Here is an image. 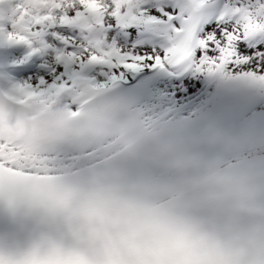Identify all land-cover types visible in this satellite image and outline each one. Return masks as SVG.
I'll list each match as a JSON object with an SVG mask.
<instances>
[{
	"label": "snow or ice",
	"instance_id": "1",
	"mask_svg": "<svg viewBox=\"0 0 264 264\" xmlns=\"http://www.w3.org/2000/svg\"><path fill=\"white\" fill-rule=\"evenodd\" d=\"M27 2L38 7L23 9L26 23L16 34L29 44L12 43L15 26L4 23L9 42L0 43V72L9 75L8 83L68 101L87 82L92 86L87 94H99L101 113L134 105L121 132L128 144L110 140L96 154L78 157V163L113 166L123 147L137 142L145 129L210 138L227 123L238 141L247 115L233 105L231 94L264 88V0ZM78 17L94 18L90 31L77 29L79 41L58 30ZM25 28L40 33V39L25 36ZM82 99L69 103V110ZM213 150L219 152L221 145L215 143ZM38 155L23 170L56 173L66 166L59 155ZM13 225L14 220L5 227Z\"/></svg>",
	"mask_w": 264,
	"mask_h": 264
},
{
	"label": "bare ground",
	"instance_id": "2",
	"mask_svg": "<svg viewBox=\"0 0 264 264\" xmlns=\"http://www.w3.org/2000/svg\"><path fill=\"white\" fill-rule=\"evenodd\" d=\"M89 3H94V0H89ZM19 6V7H18ZM35 7L27 2V0H0V43H8L9 37H8V30L5 29L4 23L5 18L7 16L11 17V20L8 22H11L15 27L12 29V37L11 42L16 43L18 41H23L25 44H29L30 41L26 38H22L16 34V27H22L26 20L23 18L22 13L24 8H31L35 10ZM94 18L92 17H78L75 18L73 22L68 24L65 27H62L58 29L59 31H62L66 36L71 38L72 36H76L77 41H79L80 37L77 35V29L80 30H91L93 26ZM7 22V21H6ZM25 36H31L33 39L39 40L40 39V33L37 32H28L27 29H24ZM41 46H43V41H40ZM37 49H32V51H36ZM66 60L71 63L72 58L66 57ZM0 82H2V85H5V91L6 93L11 97L13 101H25L28 100L29 104H32L36 107V113L44 114V113H52L53 115L56 114H65L70 116L71 114L75 113V111H70L68 108L69 103L76 102V98L83 96L81 89L79 92L75 94L74 97H72L71 100L65 101V99L59 95H46L44 90L34 91L31 89V87L27 85H21L16 82L8 83L9 81V75L5 74L3 72H0ZM83 78V77H81ZM86 79V78H83ZM12 85L11 89L7 88V85ZM259 97L264 98V88H259ZM59 91V90H58ZM264 99L260 102L263 103ZM81 101H79L80 103ZM63 107L60 109V106ZM153 133L150 129H145L143 134H151ZM108 142L110 140H117L120 139L123 141V144L126 145L128 141L123 140V137L121 136L120 127H117L114 132L112 133L111 137L108 138ZM105 142L101 146H97L94 148H87L84 150H61V149H55L53 147L52 149H32L30 150L25 147V145L22 146H12L4 136L0 135V174H8L14 177H40L45 178L47 175L50 174V172H29L25 171L23 169H27L32 167V161L34 159L39 158V153L43 152L45 154H50L51 156H61L65 159V167L62 168H73L76 166H82V164L78 163V157L85 155L86 153H93L96 154L99 150H102L104 146L108 143ZM124 149V147H123ZM256 156H252L253 161L257 164L254 165L258 167L262 172H264V146L258 147L253 151ZM252 152L250 153V155Z\"/></svg>",
	"mask_w": 264,
	"mask_h": 264
}]
</instances>
